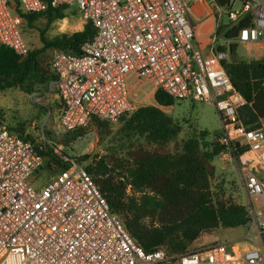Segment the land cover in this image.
Returning <instances> with one entry per match:
<instances>
[{
	"label": "built area",
	"instance_id": "built-area-1",
	"mask_svg": "<svg viewBox=\"0 0 264 264\" xmlns=\"http://www.w3.org/2000/svg\"><path fill=\"white\" fill-rule=\"evenodd\" d=\"M236 1L242 10L233 12ZM200 2L207 5L204 15L215 19L207 50L189 19ZM17 6L26 13L74 10L96 32L79 55L52 52L56 78L49 91L59 102L52 134L83 129L92 118L113 125L132 115L138 107L128 100L130 72L151 80L176 102L216 106L223 123L219 157L242 168L249 245L233 241L179 254L165 247L147 252L111 211L83 162L45 135L26 140L0 122V257L15 256L23 264H264V127L250 129L240 122L238 111L246 101L225 68L233 43L248 50L264 45V0H230L225 7L217 0H0V45L24 58L30 47ZM221 8L229 11L231 27L245 18L251 24L217 45ZM39 142L67 166L41 185L36 182L50 171L49 158L36 150ZM236 149L242 151L238 158Z\"/></svg>",
	"mask_w": 264,
	"mask_h": 264
},
{
	"label": "trees",
	"instance_id": "trees-1",
	"mask_svg": "<svg viewBox=\"0 0 264 264\" xmlns=\"http://www.w3.org/2000/svg\"><path fill=\"white\" fill-rule=\"evenodd\" d=\"M229 1L217 0L221 7ZM16 13L23 20L22 30L42 17H46L48 23L65 18L63 9L26 13L17 6ZM250 24V18H245L234 27L221 25L217 34L234 40ZM95 34L90 23L81 32L60 34L53 39H47L41 32L43 47L39 50L30 48L24 58L0 45V91L19 88L29 95L48 91L56 77L51 70V59L49 63L45 62L42 53L59 50L79 55L82 45ZM237 49L236 43L230 46L231 58L225 68L239 95L246 101L238 111V118L243 125L255 129L264 121V59L238 60ZM154 98L157 106L138 108L121 119L124 122L122 137L130 144L127 157L118 160L115 166L101 158L86 167L111 211L121 218L130 235L147 252L165 247L172 254L185 253L204 233L221 227H246L249 221L246 207L232 199L215 196L212 191V180L216 175L213 161L224 149L217 143L221 134L216 135L213 142L205 141L207 134L201 133L199 137L179 143L181 127L161 109L173 106L175 99L161 89H157ZM38 108L52 112L49 107L39 105ZM92 125L102 131L110 124L92 118L83 129L61 135L49 131L45 137L66 146ZM22 137L34 142L29 136ZM36 150L49 158L47 168L50 172L52 163L56 164L57 171L67 167L44 142L37 143ZM241 152L233 150L234 157L238 158ZM76 160L83 162L88 156ZM118 169L122 170L119 174Z\"/></svg>",
	"mask_w": 264,
	"mask_h": 264
},
{
	"label": "rangeland",
	"instance_id": "rangeland-1",
	"mask_svg": "<svg viewBox=\"0 0 264 264\" xmlns=\"http://www.w3.org/2000/svg\"><path fill=\"white\" fill-rule=\"evenodd\" d=\"M242 4L236 1L233 12L241 11ZM221 25H228L229 11L221 8ZM66 19L48 23L46 17L37 19L33 24L25 25L23 32L24 40L30 45L32 50H39L43 47L40 33L43 32L47 39H53L60 34H74L81 32L85 24L77 11L69 10L65 13ZM218 44L224 41V34L218 36ZM53 50H47L41 57L45 62L50 61ZM237 59L250 61L252 55L243 45H238L236 52ZM125 86L128 100L138 108L147 106H157L154 95L157 87L147 78H140L134 72H130L125 77ZM57 97L55 91H38L32 95L21 91L19 88H10L0 91V122H3L13 132L29 136L34 141L40 139L49 131H54L57 126L58 110ZM38 105V106H37ZM49 107L52 112H45L38 108ZM164 113L172 118L181 127L178 142L181 143L192 137H199L201 133H206L205 141L213 142L216 135L221 134L223 123L216 106L205 103H194L190 101H177L173 106L161 107ZM124 122L109 125L107 130L97 131L95 126H89L80 138H76L63 146V151L71 158H81L88 156V160L83 161V165L88 167L96 160L105 159L115 166L118 160L125 159L128 153L129 143L122 137L121 129ZM264 127V121L261 123ZM61 135V134H59ZM213 164L217 168V175L212 180V191L215 196L224 199H232L235 203L245 206L247 197L243 189L242 168L239 162L222 157L215 158ZM55 170V171H54ZM57 169L46 172L44 180H48ZM122 170L118 169L117 174ZM248 232L244 228H219L213 232L204 233L195 241L190 250L210 247L218 243L237 242L241 246L249 245L246 239ZM0 264H23L15 257L1 256Z\"/></svg>",
	"mask_w": 264,
	"mask_h": 264
},
{
	"label": "crops",
	"instance_id": "crops-1",
	"mask_svg": "<svg viewBox=\"0 0 264 264\" xmlns=\"http://www.w3.org/2000/svg\"><path fill=\"white\" fill-rule=\"evenodd\" d=\"M206 8H207L206 3L200 2L197 5H195L193 9V13L190 14L189 16L190 22L194 27L196 34L198 36L199 45L203 50H207L209 48V44H208L209 31L215 24V19L212 15H207V16L204 15ZM248 51L252 55V59L250 61L264 59V45L254 46ZM57 107L59 108L58 101H57ZM217 173L218 172L216 168V175ZM45 175L48 174H43L40 180L36 182L37 185H41L43 184L44 181H46L43 178Z\"/></svg>",
	"mask_w": 264,
	"mask_h": 264
}]
</instances>
